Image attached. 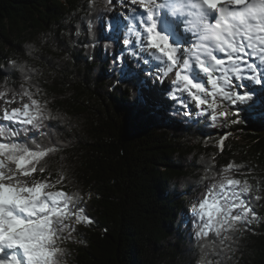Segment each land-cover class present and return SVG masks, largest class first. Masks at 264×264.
Returning a JSON list of instances; mask_svg holds the SVG:
<instances>
[{"label":"trees","instance_id":"1","mask_svg":"<svg viewBox=\"0 0 264 264\" xmlns=\"http://www.w3.org/2000/svg\"><path fill=\"white\" fill-rule=\"evenodd\" d=\"M86 7V0H0V90L30 87L53 117L17 140L58 146L44 177L55 181L63 167L64 189L84 194L94 219L62 245L60 264H200L190 210L210 184L205 175L217 176L229 162L242 166L229 174L262 197L250 200L259 220L235 234L233 251L208 259L264 264V121L255 127L235 111L212 125L175 103L151 101L146 67L140 74L135 62L125 71L113 63L121 47L104 28L103 0L87 18ZM87 19L96 26L94 47ZM108 39L113 48H105ZM12 60L33 69L30 81Z\"/></svg>","mask_w":264,"mask_h":264},{"label":"snow or ice","instance_id":"2","mask_svg":"<svg viewBox=\"0 0 264 264\" xmlns=\"http://www.w3.org/2000/svg\"><path fill=\"white\" fill-rule=\"evenodd\" d=\"M86 3L85 18L97 10L98 0ZM103 11L108 16L105 30L117 33L124 46L114 56V65L122 70L128 56L134 67L146 66L145 74L154 84L168 81L164 96L189 118L203 117L212 125L227 120L230 106L254 98L245 81L264 85V0H103ZM178 28L192 39L180 38ZM85 31L94 47L92 19H87ZM76 35H81L80 24ZM104 46L113 48L114 41L108 39ZM9 63L26 82L31 80L33 69L15 60ZM36 95L24 85L19 91L0 90V121L19 125L0 123V264H60L66 255L62 245L73 239L78 226L94 223L84 194L64 189L68 177L63 167L55 181L44 177L47 158L58 146L35 138L17 140L21 133L27 137L30 131L42 130L44 121L53 118ZM226 138L217 141L220 151ZM241 170L229 162L217 176L204 177L210 184L190 210L198 220L193 235L201 248L200 264H213L209 256L233 251L229 242L235 234L259 220L250 200L262 197L252 195L248 180L229 174Z\"/></svg>","mask_w":264,"mask_h":264},{"label":"rangeland","instance_id":"3","mask_svg":"<svg viewBox=\"0 0 264 264\" xmlns=\"http://www.w3.org/2000/svg\"><path fill=\"white\" fill-rule=\"evenodd\" d=\"M117 11H120L119 8H117ZM108 19H104V24ZM119 46L121 48H119V52H121L123 50V45L121 44L120 40L118 42ZM135 62L134 60H132L130 57L125 56L124 58V67L123 70L125 71L126 69H131L132 68V63ZM146 67V66H145ZM137 71H139L138 73L142 74L143 69L142 68H136ZM171 78L169 77V80ZM206 79V78H204ZM147 81V89L148 91L146 92V95L149 99H151V101H159V102H163V104H165V106H169L172 105L174 102L171 100H168L165 96H164V92L166 91H157L156 87H159V83H153L151 78L146 79ZM168 84V83H167ZM168 88V87H167ZM245 88L248 91H251L252 93H254V98L251 102L249 103H243V104H237L234 106H230L229 112H238L239 114L243 115V117L245 118L246 121H251L252 123H254L255 127H258L257 123L260 122L262 123L264 121V104L262 103V96L264 95V93L262 92L264 90V85H259V84H254L250 81H247V83L245 84ZM163 95L164 98H160V96ZM163 99V100H162ZM3 102L0 101V107H3ZM19 104H13L11 105V107H18ZM6 121H0V123H3ZM12 124V123H11ZM39 178V177H37ZM186 206V205H185ZM188 210L186 209V212Z\"/></svg>","mask_w":264,"mask_h":264},{"label":"bare ground","instance_id":"4","mask_svg":"<svg viewBox=\"0 0 264 264\" xmlns=\"http://www.w3.org/2000/svg\"><path fill=\"white\" fill-rule=\"evenodd\" d=\"M218 2H220V0H218ZM161 12L163 13V17H164V11H161ZM162 28H163V26H162ZM182 31H183L182 28H178L177 29V34H178L179 37H181L182 39H187V40H191L192 39V37L190 35H188L186 33H183ZM167 83H168V81H165V83L163 85L160 84L159 87H156V90L157 91H165V90H167V87H168ZM160 98H164V96L161 95Z\"/></svg>","mask_w":264,"mask_h":264}]
</instances>
